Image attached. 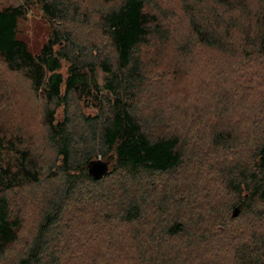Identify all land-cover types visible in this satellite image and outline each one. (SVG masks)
<instances>
[{
  "label": "trees",
  "instance_id": "trees-1",
  "mask_svg": "<svg viewBox=\"0 0 264 264\" xmlns=\"http://www.w3.org/2000/svg\"><path fill=\"white\" fill-rule=\"evenodd\" d=\"M257 1L253 6L251 0H185L180 21L188 27L183 40L188 43L179 53L183 60L191 57L195 41L205 50L236 57L233 70L250 77L241 81L237 76L229 86L236 101L250 93L257 105V110L236 116L238 121L251 120L260 132L264 83L260 87L252 82L257 73L250 72L256 61L264 64V0ZM43 2L55 28L39 54L18 37L24 6L0 8V62L9 73L25 74L35 96L48 102L44 123L55 152L44 174L23 135L6 129L0 113V264L9 251L17 250L21 254L16 264H109L120 257L130 258L128 264H201L205 259L207 264H264V140L251 135L244 140L240 129L220 120L234 113L237 104L217 92L209 109L178 111L169 133L156 132L138 113L137 99L152 79L143 53L172 39L165 13L152 12L151 0H121L115 7L100 8L115 63L99 47L88 61L69 28L60 25L70 22L69 4L78 8L74 0ZM235 40L241 45L234 46ZM62 42L64 46L56 49ZM64 61L69 63L66 75L60 71ZM99 69L107 75L102 85ZM207 83L218 82L212 76ZM75 95L100 104V115L84 117L82 133L69 114ZM62 106L64 117L58 121L56 112ZM187 120L192 121L190 128ZM98 157L110 164L100 179L87 167ZM191 164L195 171L200 165L209 169L194 175ZM211 170L219 174L207 181L204 176ZM51 179L61 184L47 185ZM32 185L39 186L32 196L40 202L41 220L30 240L26 232L34 218L14 209L11 197ZM237 206L239 214L233 216ZM94 231L97 240L90 247ZM74 248L82 258L73 256Z\"/></svg>",
  "mask_w": 264,
  "mask_h": 264
},
{
  "label": "rangeland",
  "instance_id": "rangeland-1",
  "mask_svg": "<svg viewBox=\"0 0 264 264\" xmlns=\"http://www.w3.org/2000/svg\"><path fill=\"white\" fill-rule=\"evenodd\" d=\"M43 1L33 0L32 2L25 3L24 0H0V8L7 5L24 6L26 13L25 17L19 20L18 37L27 42L30 51L34 54L40 53L44 44L51 38L55 28L54 22L45 14ZM251 1L253 6L258 4L257 0ZM65 2L69 3L68 0H65ZM120 2L121 0H113L105 4L104 0H74V5L78 6V8L76 9L75 6L69 4L70 11L67 20L70 19V22L68 23L67 21L66 26V23L60 20L61 26H64L65 29L69 28L71 36L81 46L82 56L85 59L88 58V61L93 59L92 51L98 50L96 47H99L103 50L104 57L107 56L111 63H115V52L110 44L109 37L103 33L99 16L102 12L100 8H104V6L115 7ZM184 3L185 0H151L150 2L152 12L157 13L159 16H162L163 12L167 14H163L167 16L164 22L168 24L172 31V39L167 40L160 47L156 46L150 49L149 52L143 53L144 58L150 62L149 74L152 75V79L150 80V86H144L146 88L143 89L142 95L140 94L137 99L139 115H143L156 132L169 133L176 126L175 120L178 111L190 110L191 107L193 109H202L203 106L209 109L212 102L217 98L216 93L221 92L224 99L234 101L237 105L232 109L234 113H225L220 120L230 125L231 128L240 129L239 133H242L243 139L251 135L253 137L257 136L260 142L263 141L264 130L257 132L253 123L251 124V120L238 121L236 116L240 112L247 113L257 110V105L252 100V97H254L252 94H246L241 101H238V98L236 101L235 93L229 86V84L234 83L237 76L241 81L250 77L248 74L243 75L244 73L238 72L237 69L233 70L235 67L234 63H237L236 57L230 55L228 52L221 53L216 50H205L204 47L201 48L195 41L193 49L195 55L193 54L191 57L186 58V60H183L180 56L179 47L188 43L183 41L188 34V27L186 23L180 21L185 13L183 11ZM202 3L206 5L208 1ZM85 10L89 11L90 14L87 15ZM238 36L237 34L236 38ZM233 44L234 46H240L241 42L235 40ZM61 46H64L63 42L59 46L56 45L55 48L59 49ZM255 64L254 71H250L251 73H257L256 76L252 77V82L260 86L264 83V64L258 61ZM68 67L69 63L64 61L60 71L66 75ZM230 68L231 71L233 70V75H230ZM240 75L243 76L240 77ZM97 76L99 84L102 85L106 81L107 75L99 69ZM212 76L217 79L218 83L216 86L213 83H207ZM225 76L227 78L223 79ZM0 77L3 78L4 84L2 86L5 88V92H2L4 98L0 107V113L4 114L3 120L5 123L3 125L6 129L11 130L12 133L23 135L26 143L33 150L39 166L45 169V174L55 158L54 149H52L47 139L48 128L44 123L45 105L47 106L48 102L42 95L35 96L30 81L25 74L7 72L1 62ZM199 91L201 92L200 95L197 93ZM102 93L105 94L106 92ZM99 107L100 104L96 103V100L86 98V101H84L83 98L81 99L75 95L69 107V114L72 115V123L75 128L82 133L87 123L84 117L100 115ZM56 113L57 120L61 121L64 117V107H59ZM156 116H159L160 119H165V122L161 124L163 120L161 122L157 121L155 119ZM155 120L156 123L153 122ZM187 122L186 124H189L188 128H190L192 121L187 120ZM182 127H184V124L179 129L182 130ZM217 163H220V160ZM192 167H194L192 164L189 165V168L195 171ZM206 169H209L206 165H200V168L197 166L194 175ZM213 171L214 174L211 170L210 176H204L207 181L219 174L215 170ZM52 179H55V177ZM52 179L51 181L46 180L47 185L51 184L57 187L61 184L58 179L55 181H52ZM218 188H220V184ZM38 190V185H32L27 187L23 192L20 191L18 194H12L13 197H11L14 209L21 208L24 215L34 218L32 228L26 232L30 240L35 236L36 225L41 220V216L38 214L40 202L38 204L32 196ZM92 232L90 230V233ZM95 234H97L96 231H94L92 238L89 237L90 241H88V244L91 245L90 247H94L97 240ZM74 249H71L75 253L73 256L79 259L82 258L83 254L81 251H77L76 248ZM20 252L21 250H17L16 252L9 251L8 258H5L2 264H16V258L21 254ZM103 252L108 253L106 249ZM210 259L216 262L214 258L210 257ZM129 260L130 258L120 257L118 260L109 261V264H128ZM193 262L198 261L194 260ZM208 262L209 260L205 259L199 263L207 264Z\"/></svg>",
  "mask_w": 264,
  "mask_h": 264
},
{
  "label": "water",
  "instance_id": "water-1",
  "mask_svg": "<svg viewBox=\"0 0 264 264\" xmlns=\"http://www.w3.org/2000/svg\"><path fill=\"white\" fill-rule=\"evenodd\" d=\"M263 158H264V154H263ZM87 167L91 176H93L96 179H100L109 172L110 164L109 162L101 158H98L91 160L88 163ZM239 211H240V207L237 206L233 211V216H237L239 214Z\"/></svg>",
  "mask_w": 264,
  "mask_h": 264
}]
</instances>
